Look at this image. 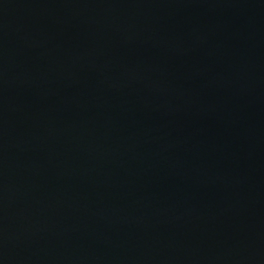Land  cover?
Segmentation results:
<instances>
[{"label": "water", "instance_id": "1", "mask_svg": "<svg viewBox=\"0 0 264 264\" xmlns=\"http://www.w3.org/2000/svg\"><path fill=\"white\" fill-rule=\"evenodd\" d=\"M0 264H264V0H0Z\"/></svg>", "mask_w": 264, "mask_h": 264}]
</instances>
